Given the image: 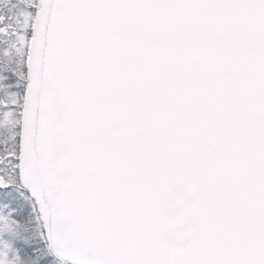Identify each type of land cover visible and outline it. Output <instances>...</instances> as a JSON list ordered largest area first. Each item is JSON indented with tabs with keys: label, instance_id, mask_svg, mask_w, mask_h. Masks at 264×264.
Segmentation results:
<instances>
[{
	"label": "snow or ice",
	"instance_id": "snow-or-ice-1",
	"mask_svg": "<svg viewBox=\"0 0 264 264\" xmlns=\"http://www.w3.org/2000/svg\"><path fill=\"white\" fill-rule=\"evenodd\" d=\"M0 264H264V0H0Z\"/></svg>",
	"mask_w": 264,
	"mask_h": 264
}]
</instances>
